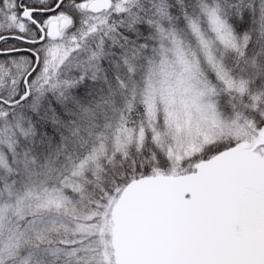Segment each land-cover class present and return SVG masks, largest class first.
I'll use <instances>...</instances> for the list:
<instances>
[{"label":"snow or ice","instance_id":"6c2138e0","mask_svg":"<svg viewBox=\"0 0 264 264\" xmlns=\"http://www.w3.org/2000/svg\"><path fill=\"white\" fill-rule=\"evenodd\" d=\"M0 264H264V0H0Z\"/></svg>","mask_w":264,"mask_h":264}]
</instances>
